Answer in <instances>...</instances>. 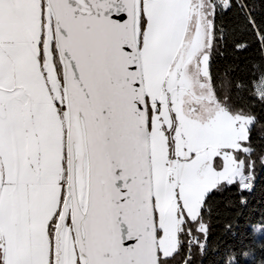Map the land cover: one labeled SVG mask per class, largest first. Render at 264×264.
<instances>
[{
  "label": "snow or ice",
  "instance_id": "1",
  "mask_svg": "<svg viewBox=\"0 0 264 264\" xmlns=\"http://www.w3.org/2000/svg\"><path fill=\"white\" fill-rule=\"evenodd\" d=\"M256 2L0 0V264L207 254L214 198L264 171ZM229 46L260 63L218 87ZM223 232L217 264H264V216Z\"/></svg>",
  "mask_w": 264,
  "mask_h": 264
},
{
  "label": "trees",
  "instance_id": "2",
  "mask_svg": "<svg viewBox=\"0 0 264 264\" xmlns=\"http://www.w3.org/2000/svg\"><path fill=\"white\" fill-rule=\"evenodd\" d=\"M264 8L259 0L256 2V15L260 18ZM261 53L255 48L239 52L231 46L218 50L213 57L212 70L214 78L219 76L217 86L225 81V71L231 73L227 79L247 78L253 65L260 63ZM258 177L255 188L251 193H246L248 204L241 208L239 205V193L233 188L214 198V206L217 213L213 216L212 226L209 234V250L204 257H197V264H217L218 257L214 253L217 245L231 242V237L224 235L225 221H231L234 225L239 224L243 229L249 220H258L264 216V171L258 169Z\"/></svg>",
  "mask_w": 264,
  "mask_h": 264
}]
</instances>
